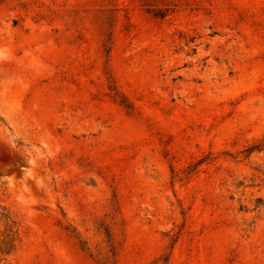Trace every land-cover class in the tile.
Here are the masks:
<instances>
[{
    "label": "rangeland",
    "instance_id": "rangeland-1",
    "mask_svg": "<svg viewBox=\"0 0 264 264\" xmlns=\"http://www.w3.org/2000/svg\"><path fill=\"white\" fill-rule=\"evenodd\" d=\"M0 264H264V0H0Z\"/></svg>",
    "mask_w": 264,
    "mask_h": 264
}]
</instances>
